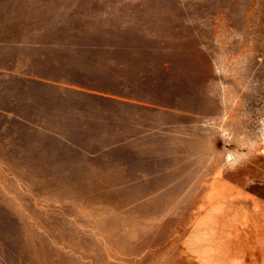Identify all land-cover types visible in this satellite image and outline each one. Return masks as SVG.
I'll list each match as a JSON object with an SVG mask.
<instances>
[{"label":"rangeland","instance_id":"374dc122","mask_svg":"<svg viewBox=\"0 0 264 264\" xmlns=\"http://www.w3.org/2000/svg\"><path fill=\"white\" fill-rule=\"evenodd\" d=\"M0 264H264V0H0Z\"/></svg>","mask_w":264,"mask_h":264},{"label":"crops","instance_id":"0c3cea01","mask_svg":"<svg viewBox=\"0 0 264 264\" xmlns=\"http://www.w3.org/2000/svg\"><path fill=\"white\" fill-rule=\"evenodd\" d=\"M90 58H91V56H90ZM105 58H103V60L102 59H98L97 60V62L100 64V66H101V72H102V74H105V75H107V76H110V75H108V73H107V68H106V65L104 64L105 62ZM31 63V62H30ZM49 65H50V63L48 64V63H46V67H47V69H49ZM123 69H124V75H129V70L131 69V68H125V66L123 67ZM122 69V70H123ZM22 75H19V73H16V76L18 75V76H25V74H23V73H21ZM10 75H12V74H10ZM113 75V74H112ZM111 75V76H112ZM114 76V75H113ZM112 76V77H113ZM31 78H25V81H24V78L23 79H21L20 77H16L18 80L17 81H20V83L23 85V87L22 88H25V86H24V84H23V81L25 82V84H27V87H30L31 89L32 88H35V89H37L38 87H36V83H35V81H39V82H47L46 81V75H41V74H38V76H36V75H34V76H30ZM48 77H50L49 79H51V80H53L54 81V78L52 77V76H48ZM61 81L62 82H64L65 80L62 78L61 79ZM58 82H60V81H58ZM18 84H19V82H18ZM18 87V85H16L15 86V89ZM44 89H46V87H43ZM42 88V90H44ZM18 89H19V87H18ZM41 92V91H40ZM43 93V92H42ZM45 96H46V98H50L49 97V95L48 94H46L45 93ZM62 100H63V98H62ZM62 104H65V101H63L62 102ZM98 105H100V108H101V110H100V112L101 111H103V110H109L110 111V115H111V117H109V121H111L110 123V126L115 122V120L113 119V117H114V114L116 113L115 111H114V109H113V106H111V107H109V106H105V105H102V104H99V103H97ZM97 106H96V104H94V105H92V108L93 109H95ZM95 120L96 121H98L99 120V122H101V124H103V125H106L107 123L102 119V118H100L99 117V115H98V117H95ZM107 121H108V119H106ZM88 121H92V122H94V119H91V118H89V120ZM112 130V129H111ZM116 139H118L117 137H116ZM125 140H127V138L125 139ZM116 143H117V141H115V140H113V139H111L110 140V142H109V147L110 146H115L116 145ZM156 144L154 143V146H155ZM158 145H159V140H158Z\"/></svg>","mask_w":264,"mask_h":264},{"label":"bare ground","instance_id":"6f19581e","mask_svg":"<svg viewBox=\"0 0 264 264\" xmlns=\"http://www.w3.org/2000/svg\"><path fill=\"white\" fill-rule=\"evenodd\" d=\"M228 184V183H227ZM227 186H229V185H227ZM230 186H231V184H230ZM223 189H224V187H223ZM221 190V189H220ZM238 195V194H237ZM230 196V195H229Z\"/></svg>","mask_w":264,"mask_h":264}]
</instances>
